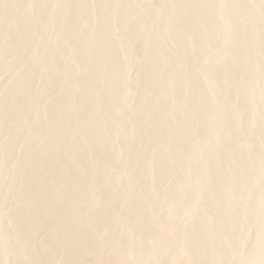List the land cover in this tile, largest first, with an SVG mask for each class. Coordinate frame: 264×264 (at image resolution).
<instances>
[{"label": "rangeland", "instance_id": "obj_1", "mask_svg": "<svg viewBox=\"0 0 264 264\" xmlns=\"http://www.w3.org/2000/svg\"><path fill=\"white\" fill-rule=\"evenodd\" d=\"M173 1L0 0V264H67L72 232L73 264H264V0Z\"/></svg>", "mask_w": 264, "mask_h": 264}, {"label": "bare ground", "instance_id": "obj_2", "mask_svg": "<svg viewBox=\"0 0 264 264\" xmlns=\"http://www.w3.org/2000/svg\"><path fill=\"white\" fill-rule=\"evenodd\" d=\"M81 1V0H80ZM83 1V0H82ZM175 1V0H174ZM174 1H173V4H174ZM201 0H199V4L202 5V3L204 4L205 1H203L202 3L200 2ZM207 1V0H206ZM177 2V1H176ZM175 2V3H176ZM78 3L80 4H83L84 5V2H79L78 0ZM207 4V3H205ZM204 4V5H205ZM199 5V9H201V7L203 8L204 6H200ZM186 8V7H185ZM188 9V8H186ZM206 9V8H205ZM204 9V10H205ZM202 10V9H201ZM207 11V10H206ZM253 24V23H252ZM251 24V25H252ZM250 24L248 25L249 28H244L245 30H249L250 29ZM255 25V23L252 25V27ZM257 25V26H256ZM255 26L258 27L256 28H253L254 30L255 29H259L260 31V28L258 26V23L256 24ZM247 26V27H248ZM244 29H241V34H244L245 30ZM243 30V31H242ZM251 30V29H250ZM255 31H258V30H255ZM239 34H240V31H238ZM238 33H236L235 35V38H234V42H239L240 44V41L238 39V37L240 35L237 36ZM241 37H243V35H241ZM238 39V40H237ZM242 38H240L241 40ZM236 44V43H235ZM238 44V43H237ZM242 63V62H241ZM208 76V75H207ZM208 79V82L210 83V87L211 89L215 90L216 89V81L212 78V77H206ZM90 86V81L88 82H85L82 86V88L86 91H88V87ZM82 90V91H84ZM82 94H87L85 93V91L82 93ZM87 95H83V97H86ZM72 135L73 137L75 138H80L82 136V133L74 130L72 132ZM84 136V134H83ZM57 148L58 150H63V151H67V150H73L75 148H77L78 144L75 143L74 146H71L70 145V142H66V141H59L57 143ZM55 150V149H54ZM62 151V152H63ZM227 153H228V143L225 144L220 150L219 152L217 153V161L210 167L209 169V173H208V176L207 178L205 179V183L207 186H209L210 188L215 185V184H221L222 183V174L225 170V166H226V158H227ZM48 165V164H47ZM51 165H49L48 167H50ZM45 183H46V179L45 178H40L38 180H36L34 183H33V190L29 193V195L27 196V198L25 199V202H24V206L25 207H30L32 206L34 203V201L37 199V198H42V188L45 186ZM214 196L216 197H220V193L219 192H215L214 193ZM71 208L69 207L67 209L70 210ZM214 209H211V212L213 211ZM233 214L232 211H225L223 213H221V215H219L218 217H216L214 220H213V224L211 225H205V224H202V223H199V225H196L194 226V228L192 229L193 232H195V235H190L187 237V240H188V243L190 245H192L193 247H195V253L200 255V256H205L207 254H213L215 258H219L220 256H222L224 254L222 248H221V244L222 242L226 239V234L222 233V225H223V222H224V219L227 217V216H231ZM34 216L36 217H44V214L41 212V211H37ZM88 216V215H86ZM85 216V217H86ZM82 219H83V216H81ZM80 217V218H81ZM84 217V218H85ZM94 216L91 215L90 213V216H88V218H85L84 220L86 221L85 223H87V221L89 222V225L88 224H83V226L85 227H89L90 226V229L87 231V232H90L91 230V225H93V227L95 226L93 222V220L97 219H93L91 218ZM17 218V217H16ZM78 221L82 222V219H78V217L76 218ZM16 225H17V229L20 230L22 229L24 226L28 225L29 223V219H26V220H18V219H15L14 220ZM93 222V223H92ZM69 223V218L66 216L64 219H63V227L66 226L67 224ZM83 223V222H82ZM92 227V228H93ZM84 228V227H83ZM88 229V228H86ZM85 232V231H84ZM216 234L217 236L215 238H210L212 237V235ZM90 236V233H83V236H81L78 232H72L69 234V237H68V240L71 244H77L76 247H71V246H67L65 248V251H66V254H67V264H73L74 262L76 261H79V260H82L83 261H87L89 260V257H90V254L93 255L95 250L93 247H90L89 245H87L86 243V239L87 237ZM51 237H54V234L51 235ZM30 239L29 236H27L25 238V241H28ZM194 253V254H195ZM32 252H28L27 253V256L28 257H31L32 256ZM198 264H201L200 262ZM214 264V263H213Z\"/></svg>", "mask_w": 264, "mask_h": 264}]
</instances>
